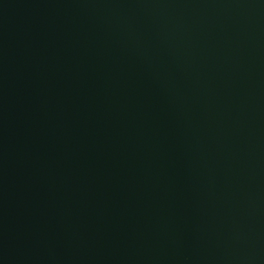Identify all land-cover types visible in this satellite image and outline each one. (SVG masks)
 I'll return each instance as SVG.
<instances>
[{"label": "water", "instance_id": "obj_1", "mask_svg": "<svg viewBox=\"0 0 264 264\" xmlns=\"http://www.w3.org/2000/svg\"><path fill=\"white\" fill-rule=\"evenodd\" d=\"M0 264H264V0H0Z\"/></svg>", "mask_w": 264, "mask_h": 264}]
</instances>
